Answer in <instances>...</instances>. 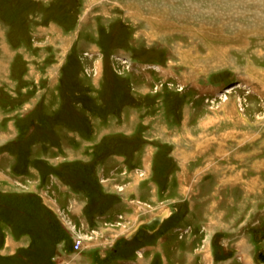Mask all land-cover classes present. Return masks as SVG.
I'll list each match as a JSON object with an SVG mask.
<instances>
[{"label":"rangeland","instance_id":"1","mask_svg":"<svg viewBox=\"0 0 264 264\" xmlns=\"http://www.w3.org/2000/svg\"><path fill=\"white\" fill-rule=\"evenodd\" d=\"M177 174L199 193L172 198ZM218 178L260 191L216 197ZM164 211L158 232L127 238ZM78 229L88 250L72 248ZM57 232L44 262L42 236ZM261 252L264 0H0V264H261Z\"/></svg>","mask_w":264,"mask_h":264},{"label":"crops","instance_id":"2","mask_svg":"<svg viewBox=\"0 0 264 264\" xmlns=\"http://www.w3.org/2000/svg\"><path fill=\"white\" fill-rule=\"evenodd\" d=\"M143 160V159H142ZM142 163V164H141ZM142 168H143V162H140V164H139ZM155 174H157V173H155ZM158 175V174H157ZM184 177V178H183ZM186 176L185 175H176V178H175V182L177 181V183L178 184H176V185H173L172 183H171V185H170V189H169V192L170 191H172L171 192V197L172 198H177V197H179V196H181L182 198H188V197H192L193 195H195V194H197V193H199V192H195V184L193 185L192 184V182H189V180H188V178H185ZM188 177V176H187ZM158 178V177H157ZM156 178V179H157ZM157 181H159V179H157ZM156 181V182H157ZM207 181H209V180H207ZM207 181H205V183H207ZM218 182H219V187H214L213 188V190H215L213 193H215L216 194V197L218 196V197H221L222 198V195L220 194V192H223L222 190H227V191H225L226 193H228V192H230L231 193V195H232V193L233 192H237V191H239L240 193H245V196H253V195H255L256 193H258V191H260L259 189H256L255 187V184H254V180H252V182H249L248 180H245V179H229V180H223V179H221V178H218V180H217ZM210 181L207 183V184H205V188L203 189V187H201V186H199V185H197L196 184V186H198V190L201 192V189H203L204 190V192H206V191H210L211 190V185H210ZM190 187H191V189L194 191V192H192L191 193V191H190ZM157 188V186H155V188H154V191L156 192V190L158 189H156ZM152 189H153V187H152ZM176 189H177V191H176ZM208 189V190H207ZM242 193V194H243ZM175 194V195H174ZM214 194V195H215ZM140 195V194H139ZM154 196H156V194H154ZM244 196V195H243ZM214 204V203H213ZM75 209V215H77L78 217H77V219L78 220H80V221H87V218L85 217L86 215H84L83 216V218H81L80 216H82V214H83V212L82 211H80V210H76V208H74ZM171 212V211H170ZM209 213V215H213V217H211L210 218V222L213 224V227H216V229H221V230H224V229H230L229 227H230V225L229 224H227L223 219H225L224 218V214H223V212H221L220 214L219 213H216V212H214L213 211V209L211 210V211H209L208 212ZM228 213L229 214H232L231 213V211H228ZM206 220V219H205ZM208 220V219H207ZM175 226V225H174ZM191 226H187V228H190ZM106 232H107V230L106 229H103L102 227H100L99 228V233H100V235L101 234H103V235H105L106 234ZM132 232V231H131ZM157 232V231H156ZM155 232V233H156ZM130 234V233H129ZM20 235H24V234H20ZM7 239V241H6V243L7 244H10V245H12L13 244V237L11 238V239H9V238H6ZM24 238H20L19 239V241L20 240H23ZM26 240V239H25ZM150 240H148V241H146L145 242V246L146 247H148L149 245L148 244H150V243H147V242H149ZM16 242H18V241H16ZM144 244V243H143ZM73 245V244H72ZM88 244H86L85 245V247H86V250H88ZM24 247V246H23ZM22 247V248H23ZM25 247H27V246H25ZM146 247H144V248H135L134 249V252L132 253V254H130L131 256H133L135 253L136 254H141L143 251L145 252V250H146ZM155 249V248H154ZM156 251V250H155ZM12 254H13V252H12ZM161 255V257H163V255H164V251H163V249H160V251H156V253H155V255L156 256H158V255ZM130 255H126V256H124V257H122V258H124V260L122 261V262H125V261H132V259L133 258H131V256ZM76 256V254H74V257ZM141 256H142V254H141ZM72 258L71 259V256H69V259H67V260H64L63 262H61V264H75V263H73V261H74V259L75 258ZM128 257H130V258H128ZM142 258V257H141ZM139 259V258H138ZM130 263V262H129ZM78 264H82V263H78ZM84 264H93L92 262H90V261H86V263H84ZM132 264H135V261H132Z\"/></svg>","mask_w":264,"mask_h":264},{"label":"water","instance_id":"3","mask_svg":"<svg viewBox=\"0 0 264 264\" xmlns=\"http://www.w3.org/2000/svg\"><path fill=\"white\" fill-rule=\"evenodd\" d=\"M166 212H164L162 215H155L152 218H150L147 221L141 222L137 227L135 232L129 235V238H133L137 232L140 230H146L151 233H154L155 231L159 230L160 226L163 223V218L166 217ZM259 261L261 264H264V252H261L258 256Z\"/></svg>","mask_w":264,"mask_h":264},{"label":"trees","instance_id":"4","mask_svg":"<svg viewBox=\"0 0 264 264\" xmlns=\"http://www.w3.org/2000/svg\"><path fill=\"white\" fill-rule=\"evenodd\" d=\"M62 105H63V103H62ZM61 110H62V108H61ZM20 208H21V205H20L17 209L14 208L15 211H12V213H15V212H16V213H21ZM22 211H23V210H22ZM4 213H6V212H4ZM35 213H36V212L32 211V212H30L29 214L33 216ZM27 214H28V213H25V215H27ZM39 220H41V218H40V216H37V223H40ZM38 225H39V224H38ZM41 226L43 227L42 224H41ZM14 227H15V226H14ZM30 227H33V226H30ZM15 228H16V227H15ZM17 228L19 229L20 227H17ZM17 228H16V229H17ZM25 228H27V227H25ZM39 228H40V227H39ZM20 229H21V228H20ZM30 229H31V228H30ZM22 230H23V229H21V233H20V234L28 235V233H26L25 231L23 232ZM24 230H25V229H24ZM44 231H45V229H44ZM59 234H60V233L57 232V233L55 234V237H54V236H51V237H50V236H49V237L42 236L41 244H39L38 247H39V248H40V247H42V248L45 247V246L47 245V242H50L53 238H54V239H57V237H59ZM43 235H44V234H43ZM59 238H60V237H59ZM43 239H44V240H43ZM56 242H57V241H56ZM56 242H55V243H56ZM55 246H56V244H55ZM31 247H32V246H31ZM28 248H30V247H28ZM37 250H38V249H37ZM26 252H27V251H26ZM46 252H47V250L43 248V252H41V251L38 250V254H37L38 256H42V257H43V261H44V262L46 261V260H45V254H46ZM21 253H22V252H21ZM21 253H20V254H21ZM27 256H29V258H30V260H28V261L32 262L31 260H33V262H35V259L33 258L34 255L25 254V257H27ZM11 258H15V257H11ZM39 261H40V259H38V262H39ZM46 264H50V260H48V261L46 262Z\"/></svg>","mask_w":264,"mask_h":264},{"label":"built area","instance_id":"5","mask_svg":"<svg viewBox=\"0 0 264 264\" xmlns=\"http://www.w3.org/2000/svg\"><path fill=\"white\" fill-rule=\"evenodd\" d=\"M71 227H72V229L78 228L76 226V223H73V225ZM78 230H79V232H76V235L73 239V246H72V248L75 252L82 250L86 245L85 244V236L86 235L81 233V231H82L81 229H78ZM57 264H61V262H57Z\"/></svg>","mask_w":264,"mask_h":264},{"label":"flooded vegetation","instance_id":"6","mask_svg":"<svg viewBox=\"0 0 264 264\" xmlns=\"http://www.w3.org/2000/svg\"><path fill=\"white\" fill-rule=\"evenodd\" d=\"M176 214H178V213L172 211V213H171V215H170L169 218H171V216H174V215L176 216ZM178 222H179V221H178ZM176 224H178V223H176ZM176 224H174V225H176ZM161 227H162V226H160V228H161ZM171 227L173 228L174 226H171ZM160 228H159V230H160ZM172 228L169 229L168 231H172ZM159 230H158V231H159ZM180 230H181V229H180ZM158 231H157V232H158ZM179 232H181V231H179ZM182 232H186V233H188V230L183 229ZM146 234L149 236V235H153V234H155V233H150V232H148V231H146V230H140L139 232H137V233L135 234V236H134L133 238H135V237L137 238L138 236H143V235H146ZM127 238L130 239V238H129V233H128ZM133 238H131V239H133ZM147 240H148V239H146V241H147ZM140 249H141V248H140Z\"/></svg>","mask_w":264,"mask_h":264},{"label":"bare ground","instance_id":"7","mask_svg":"<svg viewBox=\"0 0 264 264\" xmlns=\"http://www.w3.org/2000/svg\"><path fill=\"white\" fill-rule=\"evenodd\" d=\"M166 211H168V210H166ZM164 212H165V211H164ZM168 212H169V211H168ZM159 215H162V214H159ZM148 220H149V219H148ZM163 221H164V218H163ZM138 225H139V224H138ZM138 225H137V226H138ZM137 226H136V227H137ZM135 230H136V228H135L130 234H132L133 232H135ZM148 232H149V231H148ZM155 232H156V231H155ZM150 233H151V232H150ZM130 234H129V235H130Z\"/></svg>","mask_w":264,"mask_h":264}]
</instances>
